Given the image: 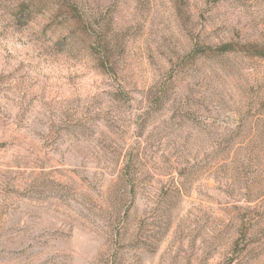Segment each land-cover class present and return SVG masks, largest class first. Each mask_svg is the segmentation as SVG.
I'll list each match as a JSON object with an SVG mask.
<instances>
[{
  "label": "rangeland",
  "instance_id": "374dc122",
  "mask_svg": "<svg viewBox=\"0 0 264 264\" xmlns=\"http://www.w3.org/2000/svg\"><path fill=\"white\" fill-rule=\"evenodd\" d=\"M245 45L264 0H0V264H264Z\"/></svg>",
  "mask_w": 264,
  "mask_h": 264
},
{
  "label": "trees",
  "instance_id": "16d2710c",
  "mask_svg": "<svg viewBox=\"0 0 264 264\" xmlns=\"http://www.w3.org/2000/svg\"><path fill=\"white\" fill-rule=\"evenodd\" d=\"M243 48L245 50H248L249 52H251V55L257 56L259 58H264V47L263 46H258V45H245L243 46ZM231 50V45H222L220 47L216 48V51L218 52H226Z\"/></svg>",
  "mask_w": 264,
  "mask_h": 264
}]
</instances>
